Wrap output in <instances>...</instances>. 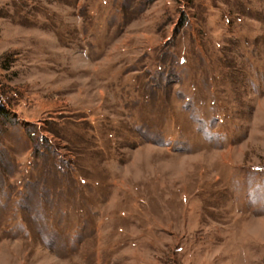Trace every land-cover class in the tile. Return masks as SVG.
<instances>
[{
    "label": "rangeland",
    "instance_id": "374dc122",
    "mask_svg": "<svg viewBox=\"0 0 264 264\" xmlns=\"http://www.w3.org/2000/svg\"><path fill=\"white\" fill-rule=\"evenodd\" d=\"M0 264H264V0H0Z\"/></svg>",
    "mask_w": 264,
    "mask_h": 264
}]
</instances>
